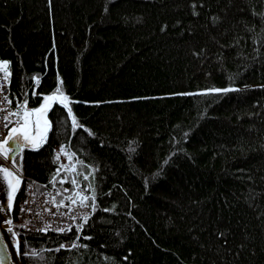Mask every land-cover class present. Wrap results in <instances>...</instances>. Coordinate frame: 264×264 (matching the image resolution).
<instances>
[{"label":"trees","instance_id":"trees-1","mask_svg":"<svg viewBox=\"0 0 264 264\" xmlns=\"http://www.w3.org/2000/svg\"><path fill=\"white\" fill-rule=\"evenodd\" d=\"M195 7L198 15L192 0H0L12 102L37 107L59 86L96 133L74 132L54 104L45 144L23 150L22 172L43 184L67 143L99 207L80 243L57 252L76 228L24 230L21 187L12 215L22 264H264V0ZM214 13L223 20L213 24ZM230 83L240 87L198 91Z\"/></svg>","mask_w":264,"mask_h":264},{"label":"snow or ice","instance_id":"snow-or-ice-1","mask_svg":"<svg viewBox=\"0 0 264 264\" xmlns=\"http://www.w3.org/2000/svg\"><path fill=\"white\" fill-rule=\"evenodd\" d=\"M49 4L51 5L52 0H48ZM204 0H199V3L203 5ZM196 3L197 0H192L193 4V15H198V10L196 9ZM229 3H231V0H229ZM107 10V9H106ZM212 23L217 24L223 20V17L219 16L218 14H213L211 17ZM179 23V21H177ZM167 27V24L163 25L161 30L163 31ZM191 30V29H189ZM199 54V53H197ZM11 61L7 58H0V72L3 73V77L0 78V93H3L5 96H7V92L5 90V84H10V77H11V69H10ZM37 82L39 78H36ZM240 86L236 84H228L224 88L219 87H212V88H203L199 89L198 91L210 93V92H227L229 90H237ZM248 87V86H244ZM264 87V86H262ZM35 90H33V95H35ZM43 99L39 103L37 107H29V101L27 98L23 100H17V106L12 109V112L9 113L8 116H5V121H9V116L18 118L17 123H13L12 127L9 128L7 136L0 140V154H2L5 158H8L11 154V163L14 167H8L4 163H0V192H6V202H0V211L6 212L7 218L6 219H0V225L6 224L8 225L6 231L11 234V240L14 242L15 247L17 249V252L20 254H24L21 252V240L19 239V233H17L12 227L13 222V215L12 211L15 207V198L17 193L19 192L22 182L24 180V177L20 174L22 172V160H23V150L25 148L30 149H39L41 145H43L47 138H48V131L51 127V121L49 120V117L47 115L48 111L52 108V106L56 103L59 105H62L63 108L67 110V114L69 117H71V128L75 132L78 128H85L87 132L95 136L96 133L92 131L91 128H87L85 124L80 123L78 120L76 114L73 111L72 107V100L71 98L65 94L59 86H57V89L52 92L48 93H41ZM11 98L8 99V103L10 104ZM2 103V102H0ZM87 103V101H85ZM98 103V102H97ZM7 127V123L5 124ZM184 139H188L187 136L184 137ZM11 142V143H10ZM101 144L104 143V141H100ZM63 153V155L66 157V161H61L60 166L56 168L55 172L56 175H53L51 177L53 186H55L57 175H59L60 172L64 171L66 174L59 176L60 183H63L65 181H68L70 179L71 185L73 186L71 189H57V191H63V192H71L72 195L67 196L65 198H61L59 200L56 199L55 196H52V202L57 207L59 206H65L68 208L69 211H71V205H75L78 202L81 204H85V206H89L86 204L90 200V207L91 212L84 215L83 219L85 222L88 221L89 217L91 216L92 212H95L97 207H99L97 203V194L96 189L92 182L90 181V173L84 172L83 174V180L86 183V187L88 189H91L90 192H84L82 190H79L81 188L80 181L77 180L76 175L78 174V164L74 163V157L76 156L75 152H69L65 150V145L61 144L60 149L58 152H56L55 158L57 160H60V155ZM17 154L20 155V163H17L16 156ZM79 164H83L84 161H79ZM88 168H93V165L89 164ZM19 169V172L14 170ZM68 172H71V177L67 174ZM28 188L32 187V183L29 182L27 185ZM32 195H35V193H32ZM69 200L70 204L66 205L65 201ZM29 201L25 200L24 204H28ZM25 210L24 206L21 205L20 211L23 212ZM28 212H31L32 209L28 208ZM131 215V213H129ZM73 222H75V217L72 218ZM84 225L77 223L76 224V239L73 240L71 243H60L56 245L55 251L59 252L60 249L64 248H74L77 246V244L80 243V235L81 230L83 229ZM41 231L47 233L49 231L48 227H44L43 229H40ZM64 227H58L55 229L58 233L65 232ZM67 230L71 231L72 226L68 225ZM220 235H224V233H220ZM85 239H91V235H86ZM227 243V241H225ZM82 247L88 248L89 245L84 243L81 244ZM243 247V245H241ZM51 249H49L50 251ZM131 252V249L128 250ZM33 255H37L35 250H33ZM12 253L8 249V242L5 240V236L3 232H0V264H8V260L11 258ZM128 257L126 256L125 259Z\"/></svg>","mask_w":264,"mask_h":264},{"label":"built area","instance_id":"built-area-1","mask_svg":"<svg viewBox=\"0 0 264 264\" xmlns=\"http://www.w3.org/2000/svg\"><path fill=\"white\" fill-rule=\"evenodd\" d=\"M2 77L3 73L0 72V78ZM7 86L8 83L5 84V90L8 93ZM8 99V95L5 96L3 93H0V102H2L0 103V139L5 136L8 127L13 124V121L17 120V118L9 116V121H5V116H8L9 113L12 112V109L15 108L13 102L10 104L8 103ZM6 123L7 127L5 126ZM57 149H60V145L57 147ZM65 150L72 152V150L68 147L67 144H65ZM61 161L67 162L66 157L63 155V153H61ZM63 172L64 171H62L60 175H62ZM20 174L24 177V180L21 185L24 193V199L20 203L17 212V219L19 220V225L23 229L29 230L30 232H43L40 229H43L44 227H48L50 231H54L58 227H67L68 223L72 219L71 217L74 215V213L72 212H75L78 208H80V205H74L73 210L71 212L68 211V208H66V210H63L61 206L57 207L53 204L51 199V197L54 196V193L50 192V189L52 188L51 179L49 180L47 186L48 189H45V187H42L41 185L39 186V183L35 180L33 176H28L23 172H21ZM58 179L59 176H57V181H59ZM29 182L32 183L31 188L27 187ZM32 193H35V195H32ZM67 195L68 194H66L65 197H67ZM61 198L63 197L58 196V200ZM25 200L29 201V203L26 205L24 204ZM68 203L69 200H66V204ZM21 205H23L25 208L23 212L20 211ZM28 208H31L32 211L28 212Z\"/></svg>","mask_w":264,"mask_h":264},{"label":"bare ground","instance_id":"bare-ground-1","mask_svg":"<svg viewBox=\"0 0 264 264\" xmlns=\"http://www.w3.org/2000/svg\"><path fill=\"white\" fill-rule=\"evenodd\" d=\"M37 78V77H36ZM40 81V79L38 80V82ZM36 82H37V80H36ZM7 91H8V93H7V95H8V98H10L11 97V91H10V87H9V84H8V86H7ZM9 93H10V95H9ZM11 101H12V97H11ZM12 103V102H11ZM13 104H14V102H13ZM14 105H16L17 106V104H14ZM56 105H59L58 103H56ZM53 107V106H52ZM52 109V108H51ZM50 109V110H51ZM49 110V111H50ZM47 115H48V113H47ZM48 117H49V115H48ZM50 119V118H49ZM18 122V118H17V120H15V121H13V123H17ZM11 127H12V125H11ZM9 130V129H8ZM8 130L6 131V133H5V137L7 136V132H8ZM62 144H66V143H62ZM59 150L56 148V152H58ZM73 152V151H72ZM0 160H3L4 161V158H3V156H1V154H0ZM5 162V161H4ZM60 162H61V155H60V160H59V163H58V167L60 166ZM74 163H77V164H79L78 163V158H77V155L74 157V161H73ZM8 167H13V166H11V165H7ZM14 170H16V171H18L19 172V169H14ZM61 173V172H60ZM60 173H59V175H57V176H62V175H65L66 173L65 172H63V174L62 175H60ZM70 177H71V175H72V173L71 172H68L67 173ZM53 175H56V172L53 174ZM35 178V177H34ZM76 178H77V180L78 181H80V183H81V188L79 189V190H82V191H84V192H89L88 190H86L85 188H84V180H83V174H81V173H79V171H78V174L76 175ZM36 180V179H35ZM59 180V179H58ZM37 181V180H36ZM38 182V181H37ZM51 182H52V179H51ZM60 182V180L59 181H57L56 180V183H55V186H53V182H52V188L50 189V192L52 193H54V196L56 197V199L58 200V196L59 197H63V198H65V195L66 194H68L67 196H70V195H72V193L70 192V193H67V192H63L64 194H63V196H61L60 195V191H57V189H60L61 190V188H60V186H58V183ZM48 183H49V181L47 182V183H43V184H40L39 183V186L41 185L42 187H45V189H48L47 188V186H48ZM64 183H66V189H71L73 186L71 185V181H70V179L68 180V181H65ZM65 203H66V201H65ZM68 204H70V201H69V203ZM68 204H66V205H68ZM86 204L87 205H89V206H85V204H81V203H77V204H75V205H80V208H78L75 212L73 211L72 213H74V215L71 217V218H73V217H75L76 219H75V222H73V219H71L70 220V222L68 223V225H72V228H76V224L77 223H80V224H82L83 223V221H84V219H83V217H84V215H86V214H88L89 212H90V209H91V207H90V204H89V202H86ZM62 208H63V210H66V208L67 207H65V206H61ZM73 207H74V205H71V211L73 210ZM69 211V210H68ZM70 211V212H71ZM18 223H19V221H18ZM12 225H13V222H12ZM8 225H5V227H7ZM64 228H67V227H64ZM66 243H71V242H66Z\"/></svg>","mask_w":264,"mask_h":264},{"label":"water","instance_id":"water-1","mask_svg":"<svg viewBox=\"0 0 264 264\" xmlns=\"http://www.w3.org/2000/svg\"><path fill=\"white\" fill-rule=\"evenodd\" d=\"M50 128H49V130H50ZM48 135H49V131H48ZM43 145H41V147ZM25 149L29 150L30 148H25ZM30 150L37 151L39 149H30ZM1 156H3V155L1 154ZM3 158H4V161L5 162L3 160H0V163H4L6 166L8 164L11 165V166H13L12 163H11V154H10V156L8 158H5L4 156H3ZM16 160H17V163H19V161H20V155L19 154H17ZM0 182H2V181H0ZM6 199H7L6 192H0V202H6ZM7 215L8 214L6 212L0 211V219H6L7 218ZM5 225L6 224L0 225V232H3L4 233L5 240L8 242V249L12 253L11 258L8 260V264H22L21 261H20V253L17 252V249L15 247L14 242L11 240V234L6 231V229H7L8 226L5 227Z\"/></svg>","mask_w":264,"mask_h":264},{"label":"rangeland","instance_id":"rangeland-1","mask_svg":"<svg viewBox=\"0 0 264 264\" xmlns=\"http://www.w3.org/2000/svg\"><path fill=\"white\" fill-rule=\"evenodd\" d=\"M29 107H30V106H29ZM81 174H84V171H83Z\"/></svg>","mask_w":264,"mask_h":264}]
</instances>
